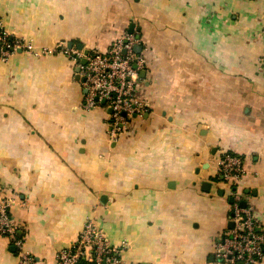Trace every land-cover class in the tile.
<instances>
[{
  "label": "crops",
  "instance_id": "obj_1",
  "mask_svg": "<svg viewBox=\"0 0 264 264\" xmlns=\"http://www.w3.org/2000/svg\"><path fill=\"white\" fill-rule=\"evenodd\" d=\"M0 21L37 50L84 53L133 24L145 49L147 112L116 140L108 109L82 107L67 55L0 61L1 197L35 264H57L87 219L128 243L127 263L216 264L232 227L225 153L244 159L239 191L264 226V0H0ZM19 252L0 238V264H22Z\"/></svg>",
  "mask_w": 264,
  "mask_h": 264
},
{
  "label": "built area",
  "instance_id": "obj_2",
  "mask_svg": "<svg viewBox=\"0 0 264 264\" xmlns=\"http://www.w3.org/2000/svg\"><path fill=\"white\" fill-rule=\"evenodd\" d=\"M141 40L135 33L125 32L105 51L94 50L88 55L82 50L62 42L54 48L37 50L31 42L18 38L5 30L0 21V61L6 62L18 51L35 56L61 52L76 62L77 75L85 91L82 107L92 110L104 106L111 110L109 136L116 140L126 129L129 121L147 112L146 104L137 96L140 75L145 70V49L137 52ZM86 59V63H82ZM264 70V57L259 60ZM104 103V104H103ZM221 182L232 200L229 222L232 227L217 245L216 264H259L264 259V226L253 211L242 206L244 195L239 184L246 176L244 159L225 153L218 165ZM0 185V238L10 239L19 249L22 264H35L34 259L23 249V240L18 237L19 227L11 219L13 202L1 197ZM128 243L119 246L109 242L93 219H87L77 241L57 254V264H132L122 259Z\"/></svg>",
  "mask_w": 264,
  "mask_h": 264
},
{
  "label": "water",
  "instance_id": "obj_3",
  "mask_svg": "<svg viewBox=\"0 0 264 264\" xmlns=\"http://www.w3.org/2000/svg\"><path fill=\"white\" fill-rule=\"evenodd\" d=\"M134 27H135V26L132 24V26L130 27V32H131V33H133L132 31H133ZM138 37H139V36H138ZM72 46H73V44H70V45H69V47H72ZM79 49H80V50H83V49H84V46H83V45L79 46ZM141 49H142V48H141L140 46H138V47L136 48V51L139 52V51H141ZM88 53H89V51L85 52V55H88ZM82 63H83V64L86 63V59H84ZM77 72H78V69H77ZM143 73H144V72H142L141 74L143 75ZM103 104H104V103H103ZM109 112H111V110H109ZM230 203H232V200H231V199H230ZM242 206H243V207H246V204L243 202V203H242ZM230 225H231V224H230ZM231 226H232V225H231Z\"/></svg>",
  "mask_w": 264,
  "mask_h": 264
}]
</instances>
